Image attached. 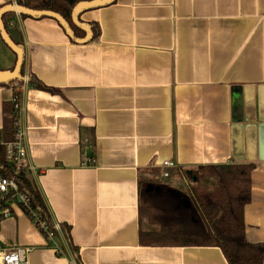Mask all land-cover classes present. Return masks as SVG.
<instances>
[{
    "label": "crops",
    "instance_id": "1",
    "mask_svg": "<svg viewBox=\"0 0 264 264\" xmlns=\"http://www.w3.org/2000/svg\"><path fill=\"white\" fill-rule=\"evenodd\" d=\"M79 18L98 29L85 43L50 17L2 16L24 48L23 75L57 92L0 85V131L17 90L28 176L52 222L69 227L80 264H228L217 246L139 239L159 229L143 228L141 183L188 188L185 172L199 166L254 165L245 239L264 243V0H112ZM15 60L0 37V69ZM0 242L32 247L28 264L75 261L61 231L58 255L19 210L1 222Z\"/></svg>",
    "mask_w": 264,
    "mask_h": 264
},
{
    "label": "trees",
    "instance_id": "2",
    "mask_svg": "<svg viewBox=\"0 0 264 264\" xmlns=\"http://www.w3.org/2000/svg\"><path fill=\"white\" fill-rule=\"evenodd\" d=\"M79 1L89 0H46L32 7L59 13L73 30H77L71 21V11ZM16 3L29 6L24 0H16ZM3 24L8 30L4 21ZM89 24L96 37L98 29L95 23ZM21 73L23 75V70ZM15 81H18L19 86L22 85L21 80ZM15 81L0 85H11ZM27 82L38 89L57 92L56 89L43 84L34 74H28ZM19 94L20 92L15 90V100L3 104L5 120L0 137L6 141L12 140L16 132L15 105L19 102ZM4 165L3 147L0 146V167ZM253 169V164L197 167L195 173L206 179V182L199 183V177L194 175V183L189 186L187 193L191 199L190 206L175 191L169 194L173 200L169 209L153 206L147 209L140 204V217L146 213L150 222L159 226L156 231H140V242L153 246H217L228 264H264V243L252 244L245 239L243 209L251 199L250 173ZM17 181L21 190L30 197L31 207L47 221L56 234L54 223L33 180L27 175H21ZM58 226L74 254L75 262L80 264L77 250L70 243L69 227L61 223Z\"/></svg>",
    "mask_w": 264,
    "mask_h": 264
},
{
    "label": "built area",
    "instance_id": "3",
    "mask_svg": "<svg viewBox=\"0 0 264 264\" xmlns=\"http://www.w3.org/2000/svg\"><path fill=\"white\" fill-rule=\"evenodd\" d=\"M14 4V3H13ZM16 5V3H15ZM22 83L27 82V75H23ZM14 87L19 88L18 81L13 83ZM15 100V96L14 99ZM18 103L15 105V135L12 140H4L0 137V146L3 147L5 165L0 167V224L11 217L17 210L23 212L43 234L48 244L55 249L56 254H61V249L54 243V231L47 221L40 217V214L31 207L30 197L20 188L17 179L21 175L35 173L34 168L26 163L27 151L24 142V133L19 126ZM83 165L94 162V158L86 155L87 148L91 149L92 144L88 140L81 142ZM175 164L171 160L163 161L161 167L171 168ZM164 177L169 176V172H162ZM26 211V212H25ZM56 231H60L58 224H54ZM32 250L30 246H8L0 242V264H28L27 253ZM68 264H76L71 261Z\"/></svg>",
    "mask_w": 264,
    "mask_h": 264
},
{
    "label": "water",
    "instance_id": "4",
    "mask_svg": "<svg viewBox=\"0 0 264 264\" xmlns=\"http://www.w3.org/2000/svg\"><path fill=\"white\" fill-rule=\"evenodd\" d=\"M112 0H89V1H79L77 2L71 11V21L72 23L82 29L85 32L84 37L77 38L74 36V31L71 28L69 22L59 13L48 9H34L18 4H6L0 7V37L3 42L11 49L15 54L16 60L13 69L11 70H1L0 69V84L8 83L15 80H22L23 75L21 73L24 61V48L22 44H19L18 32L16 29L6 30L3 24L2 16L8 12H16L24 16H30L34 18L38 17H50L56 20L60 26L64 29L66 34L74 39L77 43H85L91 40L92 31L90 25L86 22L80 20V14L87 10L99 8L105 4L110 3ZM151 188V186H150ZM188 205V203L185 201Z\"/></svg>",
    "mask_w": 264,
    "mask_h": 264
},
{
    "label": "rangeland",
    "instance_id": "5",
    "mask_svg": "<svg viewBox=\"0 0 264 264\" xmlns=\"http://www.w3.org/2000/svg\"><path fill=\"white\" fill-rule=\"evenodd\" d=\"M26 1V0H24ZM46 0H39V3H43ZM27 2L30 3L29 0H27ZM16 3V2H15ZM17 4V3H16ZM187 181L189 182L188 186L192 185L193 182H191V179H188L189 174L192 175H197L199 177L198 182H206V179L204 178H200L201 176L197 173H195V171L193 170H188L187 172H185ZM195 180V179H194ZM193 180V181H194ZM191 182V183H190ZM151 185V189L147 191V185ZM189 188V187H188ZM188 188L186 186L184 187H173L171 188L168 184V182H158V183H152V182H142L141 183V205L144 207L146 206L147 209H149L150 207H158V208H168L169 209V205L172 204V198L170 197V193L168 192L169 189H174V191L180 195V197L186 201L188 203V206L191 205V199L188 196ZM150 206V207H149ZM143 210V209H142ZM149 212V211H148ZM143 213V212H142ZM141 219H142V224H143V228L145 229H149V230H154L157 229L158 224L150 222L148 215L145 213H143L141 215Z\"/></svg>",
    "mask_w": 264,
    "mask_h": 264
}]
</instances>
